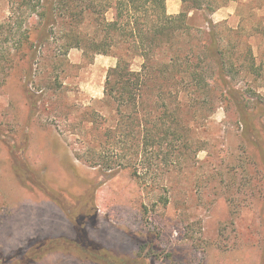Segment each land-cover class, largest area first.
Listing matches in <instances>:
<instances>
[{"label":"rangeland","instance_id":"1","mask_svg":"<svg viewBox=\"0 0 264 264\" xmlns=\"http://www.w3.org/2000/svg\"><path fill=\"white\" fill-rule=\"evenodd\" d=\"M67 1L42 36V0H0V264L27 261L56 238L66 241L28 264H104L94 251L126 264H264V114L256 120L259 146L253 134L243 135L216 80L184 94L145 80L135 103L118 106L104 95L117 58L63 48L68 34L93 36L114 10L108 0H89L87 20L78 24L73 18L83 5ZM243 1L217 0L225 5L210 18L237 27L239 13L249 14L242 33L262 66L248 71L241 50H233L236 70L226 79L246 106L258 100L261 114L264 32L254 27L264 24V4ZM182 7L166 0L169 14ZM205 16L189 11L193 32L206 26ZM127 48L121 42L114 49ZM130 63L138 71L142 59ZM20 167L36 175L20 176Z\"/></svg>","mask_w":264,"mask_h":264},{"label":"trees","instance_id":"2","mask_svg":"<svg viewBox=\"0 0 264 264\" xmlns=\"http://www.w3.org/2000/svg\"><path fill=\"white\" fill-rule=\"evenodd\" d=\"M87 1L89 0H80V5L83 6H79L76 16L74 15L73 19L78 24L85 23L84 21L87 20L89 12ZM233 1L240 4L247 3L243 0ZM56 2H59L58 10L61 14L55 11ZM67 2V0H42V18L45 21L44 27L42 26V36L46 26L57 22L59 16L64 14L62 11H67ZM181 2L182 10L177 14H169L166 0H108V7L114 10L113 19L104 18L98 23L93 36H87V33L81 31L68 34V41L63 45L64 52L66 53L72 47L80 48L84 52L92 48L91 55L103 53L115 56L116 64L107 72L104 95L106 99L118 103V106L123 105V101L135 103L142 95L145 80L165 81L168 94L172 92L184 94L188 86H202L209 89L210 84L216 80L236 108L243 135L248 137L250 133L253 134L254 140L260 146L262 136L256 127V120L264 114V111L261 114L257 113L259 101H255L252 106H246L241 98L240 90L233 87L226 79L231 71L236 70L235 61H230L228 56L233 50H241L245 57L243 60L246 64L245 69L248 71L258 70L262 66L261 63L255 64L256 57L252 55V46L242 33L249 14L244 16L239 13L240 25L232 27L225 25L224 21L215 23L210 18L211 13L224 6L225 2H217V0H181ZM261 2L264 4V0ZM191 10H202L206 13V26L194 32L188 24V15ZM258 28L264 32V24L256 25L254 30ZM190 37H192L191 40ZM237 37L245 39L239 41ZM121 42L130 44V48L124 51L115 50L114 48ZM144 43L155 47L164 44L166 49L148 48L146 50L144 47L141 48ZM98 46H104L105 49L102 50ZM136 57L142 59L138 71L130 68L131 59ZM117 111L122 112L121 109ZM20 168V170L16 169L18 175L20 173L28 174L30 177L36 175L28 168ZM39 180L42 182L41 176ZM39 186L49 197L57 200L53 190L45 185L42 186V183H39ZM69 215L73 218L78 233L85 236L86 231L81 220ZM65 241L66 239L63 238L47 239L44 244L40 243L38 247L27 253V261L11 264H28L29 261H36L49 250H53V246ZM94 252L90 253V256L101 263L126 264L107 252Z\"/></svg>","mask_w":264,"mask_h":264},{"label":"crops","instance_id":"3","mask_svg":"<svg viewBox=\"0 0 264 264\" xmlns=\"http://www.w3.org/2000/svg\"><path fill=\"white\" fill-rule=\"evenodd\" d=\"M169 2V1H168Z\"/></svg>","mask_w":264,"mask_h":264}]
</instances>
